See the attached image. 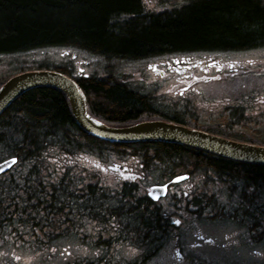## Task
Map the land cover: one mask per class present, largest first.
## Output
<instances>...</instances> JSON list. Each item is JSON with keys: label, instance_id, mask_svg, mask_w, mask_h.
I'll list each match as a JSON object with an SVG mask.
<instances>
[{"label": "trees", "instance_id": "1", "mask_svg": "<svg viewBox=\"0 0 264 264\" xmlns=\"http://www.w3.org/2000/svg\"><path fill=\"white\" fill-rule=\"evenodd\" d=\"M260 42H264L261 0H185L159 10L144 0H0V54L72 46L104 60H138L174 52L243 49ZM106 68L114 71L108 64ZM50 69L71 75L63 67ZM8 77L0 79V85ZM76 81L90 112L103 119L125 123L162 118L195 125L190 116L171 114L149 94L117 83L114 77ZM0 144L9 149L8 156L18 157L17 164L0 175V229L10 230L16 240L42 246L75 232L84 242L108 249L123 241L167 242L170 225L158 218L163 208H150L130 188L108 182L101 171L98 181L85 178L88 166L80 155H97L103 163L114 149L123 159L129 143L84 131L60 89L38 86L16 98L0 115ZM135 145L152 152L146 159L171 170H189L195 161L198 170L209 175L194 201L199 215H226L224 210L234 209L239 201L253 219H264V164L181 143ZM80 174L78 187L74 179Z\"/></svg>", "mask_w": 264, "mask_h": 264}, {"label": "flooded vegetation", "instance_id": "2", "mask_svg": "<svg viewBox=\"0 0 264 264\" xmlns=\"http://www.w3.org/2000/svg\"><path fill=\"white\" fill-rule=\"evenodd\" d=\"M261 1L264 3V0ZM146 59L151 60L147 66L148 70L145 71L147 74H142V78L139 79L130 77L128 73L119 72H102L96 75L78 71L72 73L71 77L77 80L90 76L97 79L100 75L114 77L117 83L128 87L132 85L142 93H153L156 97L154 95L150 97L155 104L164 109L169 107L167 111L182 112L183 117L190 116L193 121L195 120L196 127L208 132L236 140L264 137V132L256 129L258 125L264 123V42L243 49L174 52ZM172 89L176 90L171 92ZM92 114L108 125H130L141 121L123 123ZM175 122L195 127L189 120ZM119 123L122 124L118 125ZM254 130L257 132L253 133ZM136 143L139 142L129 143L125 147L122 152L123 159L105 163L106 167L102 169L99 168L97 155H80L79 159L88 166L84 172L88 181H98V174L101 171L105 179L121 187L130 188L136 198L146 200L150 208L164 209L163 212L160 211L163 215L158 218L170 225L167 227L169 235L167 241H171L170 252L166 256L169 258L164 264H215L210 257L205 256L207 254L204 251H198L207 244H214V237L196 231V241L187 238L189 231L196 225L195 222L201 220H206L209 225L233 221L238 227L234 233L238 239L250 243L251 246L264 242V219H253L239 201L234 211L229 207L224 210L226 215L222 213L199 215L196 212L195 198L200 196L201 184L206 180L210 181V177L198 170L195 161L191 162L189 170L187 168L171 170L155 160L146 159L152 152L138 148ZM181 173H188V177L179 182L171 181L176 174ZM82 179V174L74 179L78 182V187L81 186ZM156 184H168V187L166 194L154 199L149 194V188ZM253 194L256 195L257 191ZM178 199L181 201L178 202ZM206 208L209 209L208 205ZM227 210L237 215H227ZM140 221L143 222V219L138 222ZM175 221H179V224ZM257 222H260L261 226L258 227ZM152 245L162 247V244Z\"/></svg>", "mask_w": 264, "mask_h": 264}, {"label": "rangeland", "instance_id": "3", "mask_svg": "<svg viewBox=\"0 0 264 264\" xmlns=\"http://www.w3.org/2000/svg\"><path fill=\"white\" fill-rule=\"evenodd\" d=\"M144 1L149 8L159 10L166 6L184 2L185 0ZM150 61L149 59L104 60L95 53L92 54L77 47L46 46L27 51L0 54V79L19 73L17 71L21 67H28L30 69L63 67L71 75L78 71L96 75L102 72H119L128 73L130 77L139 79L142 78V74H147L145 71L148 70L147 66ZM107 64L114 71H107ZM105 78L107 77L100 75L97 79ZM141 80L143 81V79ZM174 90L176 89H172L171 92ZM150 95L154 94L150 93ZM154 97L156 96L154 95ZM168 108L166 107V109ZM163 112L167 111L164 110ZM169 112L172 114L174 110ZM152 119L158 118L141 119V121ZM256 129L264 132V123L263 125H258ZM256 132L257 130L253 131V133ZM238 140L254 144H264L263 137L238 138ZM8 151L9 149H7L5 144H0V159L6 157L9 154ZM115 153L116 150L111 149V153L104 163L120 161L121 158ZM106 180L111 182L108 179ZM229 208L231 207L229 206ZM231 211H234V209L231 208ZM231 211L227 210V215H230ZM195 223L196 225L193 226L192 231H189L187 234V238L191 241H196V231H200L208 237H214V244H207L199 248L198 251H204L207 254L205 256L210 257L215 264H230L232 262H236L237 264H264V242H258L256 245L251 246L250 243L238 239L234 234L238 230L235 222L223 221L218 222L219 224L209 225L206 220H201ZM3 229H0V264H67L75 260L97 262L102 258L105 259L102 263L98 264L107 263L108 260L112 264L127 261L131 263L137 261L140 262L139 264H164L166 259L169 258H166V256L171 248V241L164 242L161 248L157 245L126 241L115 245L112 243V251H108L105 247L94 246L89 242L81 241L76 234L62 236L49 244L40 246L35 244V242L20 243L14 239L15 236H10V230L7 228Z\"/></svg>", "mask_w": 264, "mask_h": 264}, {"label": "water", "instance_id": "4", "mask_svg": "<svg viewBox=\"0 0 264 264\" xmlns=\"http://www.w3.org/2000/svg\"><path fill=\"white\" fill-rule=\"evenodd\" d=\"M37 86H53L65 91L77 122L91 135L113 142L164 141L182 143L206 149L233 159L264 164V145L245 143L215 135L186 125L161 120L140 121L125 126L108 125L92 116L78 84L63 72L46 69L25 70L10 77L0 87V114L25 91ZM16 156L0 161V174L8 171L17 162ZM187 178L188 174L179 175ZM168 184H156L149 194L157 199L166 194Z\"/></svg>", "mask_w": 264, "mask_h": 264}, {"label": "bare ground", "instance_id": "5", "mask_svg": "<svg viewBox=\"0 0 264 264\" xmlns=\"http://www.w3.org/2000/svg\"><path fill=\"white\" fill-rule=\"evenodd\" d=\"M41 69H43V68H41ZM46 70H54V69L47 68ZM56 71H58V70H56ZM60 72H61V71H60ZM19 73H20V72H19ZM16 74H18V73H16ZM16 74H14V75H16ZM64 74H65V73H64ZM66 75H67V74H66ZM12 76H13V75H12ZM12 76H10V77H12ZM67 76H69V77L72 78L74 81H76V79H74L73 77H71V75H67ZM10 77H9V78H10ZM9 78H8V79H9ZM8 79H7V80H8ZM7 80H6V81H7ZM6 81H5V82H6ZM5 82H4V83H5ZM4 83H2V85H3ZM76 83L78 84L77 81H76ZM2 85H1V86H2ZM1 86H0V87H1ZM78 86H79V84H78ZM37 87H38V86H37ZM52 87H53V86H52ZM33 88H34V87H33ZM79 88H80L81 92L83 93V95H84V97H85V100H86V96H85V94H84L82 88H81L80 86H79ZM31 89H32V88H31ZM58 89H59V88H58ZM29 90H30V89H29ZM60 90H61V89H60ZM27 91H28V90H27ZM61 91H62V90H61ZM25 92H26V91H25ZM25 92H24V93H25ZM62 92L66 95V97H67V99H68V101H69V104H70V106H71V103H70V100H69V98H68L67 93H66L65 91H62ZM24 93H23V94H24ZM20 96H21V95H20ZM17 98H18V97H17ZM14 100H15V99H14ZM14 100H13V101H14ZM86 103H87V100H86ZM87 108H88V104H87ZM88 110H89V108H88ZM71 112H72V110H71ZM1 114H2V113H1ZM1 114H0V115H1ZM72 114H73V112H72ZM73 116H74V114H73ZM74 118H75V116H74ZM75 120H76V118H75ZM99 120H100V119H99ZM152 120H154V119H152ZM145 121H147V120H145ZM76 122H77V120H76ZM77 123H78V122H77ZM78 124H79V123H78ZM79 125H80V124H79ZM80 126H81V125H80ZM81 128H82L84 131H86L82 126H81ZM86 132H87V131H86ZM87 133H88V132H87ZM89 134H90V133H89ZM100 139H101V138H100ZM103 140H106V139H103ZM107 141H109V140H107ZM110 142H113V141H110ZM181 144H182V143H181ZM186 145H188V144H186ZM189 146H191V145H189ZM227 167H228V166H227ZM205 200H206V199H205ZM191 207H192V206H191ZM214 213H215V212H214ZM233 217H234V216H233Z\"/></svg>", "mask_w": 264, "mask_h": 264}, {"label": "snow or ice", "instance_id": "6", "mask_svg": "<svg viewBox=\"0 0 264 264\" xmlns=\"http://www.w3.org/2000/svg\"><path fill=\"white\" fill-rule=\"evenodd\" d=\"M183 177H179L178 179H182ZM175 223L179 224V221H175Z\"/></svg>", "mask_w": 264, "mask_h": 264}]
</instances>
